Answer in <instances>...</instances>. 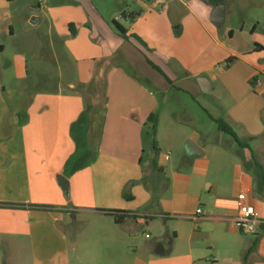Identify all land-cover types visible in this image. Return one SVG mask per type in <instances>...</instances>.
<instances>
[{
	"label": "crops",
	"instance_id": "crops-1",
	"mask_svg": "<svg viewBox=\"0 0 264 264\" xmlns=\"http://www.w3.org/2000/svg\"><path fill=\"white\" fill-rule=\"evenodd\" d=\"M245 1L258 0H224L218 29L211 23L215 7L201 0H50L46 11L36 7L41 13L26 18L46 37L43 47L36 36L27 45L35 60L30 67L15 42L13 22L21 18L11 11L15 0H0V264L6 257L20 260L23 250L34 264L44 258L46 264L209 262L203 249L214 245L203 225L212 223L213 240L224 241L243 186L236 180L228 197L220 183L203 181L206 151L195 133L189 141L202 153L193 157L203 158L192 160L187 178L171 172L170 195L157 198L167 168L155 155L163 146L158 109L171 94L218 88L236 138L235 128L247 141L264 135V80L248 59L264 54V42H250L241 23L239 31L224 25L229 13L241 19ZM227 57L244 65L242 75L230 74L222 63ZM255 78L258 93L248 87ZM152 114L156 150L144 160ZM58 177L66 179V192ZM247 184L253 186L250 179ZM246 199L255 217L264 218L263 197ZM112 212L124 216L121 223ZM156 221L164 229L144 255L135 231ZM246 264H264V234L247 250Z\"/></svg>",
	"mask_w": 264,
	"mask_h": 264
},
{
	"label": "rangeland",
	"instance_id": "rangeland-1",
	"mask_svg": "<svg viewBox=\"0 0 264 264\" xmlns=\"http://www.w3.org/2000/svg\"><path fill=\"white\" fill-rule=\"evenodd\" d=\"M50 1V0H49ZM46 0H15L12 4L11 11L13 14L21 16L19 19H14L16 41L18 42L19 49L23 50L27 55L30 67L34 65L33 51L28 48L31 39L34 36L39 37L37 44L40 47L45 45V34L43 33V27L39 29L31 28L27 25L26 18L30 15L40 14L41 12L36 9L39 7L41 10L46 11ZM133 4V0H129V5ZM228 7H231L232 3L227 2ZM241 19L237 17H231L230 13L225 21V26H233V28L239 31L240 25L243 24V33L246 38L251 40H259L264 42V0H258L257 2H244L241 3ZM239 20L241 22H239ZM256 26L255 32L251 34L252 27ZM14 42V41H13ZM253 43V42H252ZM251 46V45H250ZM255 46V44H254ZM46 52L43 49L40 55H45ZM250 55V54H248ZM248 59L254 65L255 71L260 73L259 82L264 80V54L259 56H252ZM231 60V61H230ZM224 65L232 68L230 74H241L244 71V65L237 61L236 58L227 57L222 60ZM255 79L248 83L250 92L258 93L255 89ZM260 95V98L264 102V95ZM171 97L161 100L158 114L162 116L160 127V138L162 141L161 152L155 154L156 157L162 162V166H167L166 174L164 178H160L159 186L156 189L157 198L160 195H170L169 183L173 175L171 172L178 173V175L187 178L191 174L192 160L203 157H193V155H187L185 151V143L190 140L193 134L199 135V141L204 144L206 155V175L203 179L204 182L217 184L220 183L225 187L224 195L230 197L232 190L235 187L236 180H240L243 186L242 193L249 197L251 201L257 200L263 197L264 202V135L253 141H247L240 136L239 128H235L239 138L238 143L234 141L228 134L222 132L216 121L220 120L231 126L225 117V113L228 109L226 102V96L220 89L216 88L214 91L205 94L199 93L198 95H190L188 93H177L176 95H170ZM162 113V114H161ZM262 117L264 115L262 114ZM174 125V131H170V127ZM144 140V160L150 152L153 151V139L151 132H145ZM188 137V138H185ZM167 146H172L173 151L167 149ZM238 174L241 176L238 177ZM196 179V178H195ZM194 177L191 180H195ZM248 179L252 181L253 186L247 184ZM200 180V179H199ZM200 180V183L201 184ZM207 197H204L203 203L206 204ZM264 215V214H263ZM264 222V218H260ZM234 220V219H233ZM200 223V222H199ZM74 229H78V223L73 224ZM164 225L160 221L153 223H146L145 225L138 227L135 231L134 243L139 247L140 253L146 254L149 246L153 245L155 240H158L159 233L163 231ZM75 230V231H76ZM262 229L259 230L261 232ZM213 224L207 222L203 225V232L209 235L208 243H212L214 248L212 250L203 249V255L207 259H210L207 264H212V261H216L217 264H246L247 250L252 248L261 235H244L240 233L233 225L228 223L224 226V241L213 240ZM144 234H147L149 239H144ZM73 235V234H71ZM163 243V249H167L168 240H161ZM210 241V242H209ZM263 247V246H262ZM162 248H153L154 253H159ZM229 251V254L228 252ZM120 253V250H119ZM139 254V253H138ZM226 255L231 256L232 261L225 263ZM122 256V255H121ZM121 256L118 261L121 263ZM147 256V255H146ZM22 258L15 260L10 257H6L2 260L1 264H34L35 260L32 259L28 250H23ZM42 264L48 262L47 258L40 261ZM255 263V262H253ZM74 264H77L74 262Z\"/></svg>",
	"mask_w": 264,
	"mask_h": 264
},
{
	"label": "built area",
	"instance_id": "built-area-1",
	"mask_svg": "<svg viewBox=\"0 0 264 264\" xmlns=\"http://www.w3.org/2000/svg\"><path fill=\"white\" fill-rule=\"evenodd\" d=\"M237 200L238 209L237 216L233 220L234 227L244 235L257 234L260 228L264 226V222L255 217L254 210L247 203L244 194H238ZM196 214H201L200 209L196 211ZM146 237H148V235H146Z\"/></svg>",
	"mask_w": 264,
	"mask_h": 264
},
{
	"label": "trees",
	"instance_id": "trees-1",
	"mask_svg": "<svg viewBox=\"0 0 264 264\" xmlns=\"http://www.w3.org/2000/svg\"><path fill=\"white\" fill-rule=\"evenodd\" d=\"M202 2H204L206 5L210 6V7H216L220 4H223L224 3V0H201ZM120 31V30H119ZM231 61V60H230ZM157 118L155 115H150L149 118H148V123L151 125V135H152V138H155V132H156V125H157ZM216 124L218 126V128L228 134L234 141H236L238 143V140L236 138V135L235 133L233 132V130L228 126L226 125L224 122L220 121V120H217L216 121ZM156 139V138H155ZM152 148L154 150H156V143H155V140L153 139V145H152ZM21 207V206H20ZM22 207H25V206H22ZM37 209H47V211L49 209H53V208H48V207H37ZM111 216H113L114 218V221L116 223H121V221L123 220L124 216H121L120 214L116 213V212H112L111 213Z\"/></svg>",
	"mask_w": 264,
	"mask_h": 264
},
{
	"label": "water",
	"instance_id": "water-1",
	"mask_svg": "<svg viewBox=\"0 0 264 264\" xmlns=\"http://www.w3.org/2000/svg\"><path fill=\"white\" fill-rule=\"evenodd\" d=\"M224 16H225V6H224V4H220L217 7H215L214 10L212 11L211 23L216 28L219 29L221 27L223 20H224ZM185 148H186L187 152L189 154H192V155H199L202 153V151L200 150V146L192 143L189 140L186 141ZM58 179H59L58 184L66 192V190H67L66 179H64L62 177H58Z\"/></svg>",
	"mask_w": 264,
	"mask_h": 264
}]
</instances>
